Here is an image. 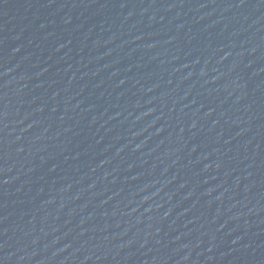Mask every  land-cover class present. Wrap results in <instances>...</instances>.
Here are the masks:
<instances>
[{
	"label": "water",
	"instance_id": "obj_1",
	"mask_svg": "<svg viewBox=\"0 0 264 264\" xmlns=\"http://www.w3.org/2000/svg\"><path fill=\"white\" fill-rule=\"evenodd\" d=\"M0 200L53 264H264V0H0Z\"/></svg>",
	"mask_w": 264,
	"mask_h": 264
}]
</instances>
